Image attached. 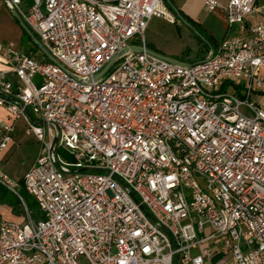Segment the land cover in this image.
<instances>
[{"label": "built area", "instance_id": "1", "mask_svg": "<svg viewBox=\"0 0 264 264\" xmlns=\"http://www.w3.org/2000/svg\"><path fill=\"white\" fill-rule=\"evenodd\" d=\"M30 1L4 0L56 64L0 48V153L22 120L42 219L0 171L27 215L0 220V264H264V0H205L242 35L192 64L145 51L163 0Z\"/></svg>", "mask_w": 264, "mask_h": 264}, {"label": "rangeland", "instance_id": "2", "mask_svg": "<svg viewBox=\"0 0 264 264\" xmlns=\"http://www.w3.org/2000/svg\"><path fill=\"white\" fill-rule=\"evenodd\" d=\"M23 5L29 8L31 4L24 2ZM175 17L173 16V23L163 19L152 20L145 34L146 47L148 49L156 51L176 62L190 64L204 60L208 55L207 50L217 51L218 44L216 42L208 41L204 35H200L198 31H196L198 34L195 35L176 15ZM237 26L238 25H234L232 32L234 34H241ZM27 35L28 37H24L22 40L20 52L28 51L34 45L37 53H40L37 48L40 42L36 36L31 33ZM116 65L117 64L112 66L104 76H108ZM33 82L38 86L40 83L39 77L34 78ZM0 116L4 118V112L1 110ZM19 121L16 126H18ZM39 150L40 144L36 141L29 140L23 144L18 143L15 145L9 160L6 163H0V169L6 172L13 181L18 182L23 178L27 169L37 158ZM61 156L70 162L72 161V159H68L67 155L64 153H61ZM30 215L32 217V214ZM0 220L12 224H22L27 221V215L19 208L17 211L13 210L8 203L5 205L0 204Z\"/></svg>", "mask_w": 264, "mask_h": 264}, {"label": "crops", "instance_id": "3", "mask_svg": "<svg viewBox=\"0 0 264 264\" xmlns=\"http://www.w3.org/2000/svg\"><path fill=\"white\" fill-rule=\"evenodd\" d=\"M214 1L217 2L221 7L225 6L228 2V0ZM24 2L31 4L30 0H24ZM163 2L171 9L175 8L181 17L191 24L196 31H200V33L204 35V37L210 42L213 41L219 44L225 38H235L242 35L239 33L234 34L232 32L234 26L229 29L224 10L218 8L213 12H209L205 7V0H163ZM23 7L28 9L24 5ZM237 29L240 32L238 26ZM22 31L23 29L21 28L18 21L13 17L11 10L6 6L4 0H0V48L7 42H12L15 45V48L20 51L23 38ZM4 68L5 66L0 60V70H4ZM0 110L4 112L3 109L0 108ZM5 121H7V117L6 113L4 112V118L0 116V123ZM14 135L15 136L13 137V140L9 144L8 148L4 152L0 153V163H6L9 160L16 144H23L29 140L35 141L34 137L25 134L24 122L22 120H20L18 126H16ZM33 163L30 165V167L33 165ZM0 171L3 170L0 169ZM4 173L7 174L6 172ZM205 264H223L222 254H214L210 260L205 262Z\"/></svg>", "mask_w": 264, "mask_h": 264}, {"label": "trees", "instance_id": "4", "mask_svg": "<svg viewBox=\"0 0 264 264\" xmlns=\"http://www.w3.org/2000/svg\"><path fill=\"white\" fill-rule=\"evenodd\" d=\"M165 6L172 13V15L175 17V14L173 13L172 9L168 5H165ZM175 20L177 21L176 17H175ZM198 32L200 35H202L200 33V31H198ZM22 34H23V38L28 37L27 33L24 30L22 31ZM23 38H22V40H23ZM28 52H32L35 54V53H37V50H36L35 46L33 45L32 48H30L28 51H24V53H28ZM207 52L209 53L208 50H207ZM18 182L20 184V196H21L23 202L25 203L28 211L31 212L33 219L36 221L42 219V215L37 210V206H36L35 201L24 190V188L22 186V179H20ZM7 203L9 206L12 207L13 210L17 211L19 208L23 212V208H22L20 200L16 196L9 194L6 190H4L2 187H0V204L5 205Z\"/></svg>", "mask_w": 264, "mask_h": 264}, {"label": "water", "instance_id": "5", "mask_svg": "<svg viewBox=\"0 0 264 264\" xmlns=\"http://www.w3.org/2000/svg\"><path fill=\"white\" fill-rule=\"evenodd\" d=\"M172 10H173V12L175 13V15L178 17V19L185 25V26H187L195 35H197L198 33L196 32V30H195V28L191 25V24H189L183 17H181L180 16V14H179V12L175 9V8H172ZM11 12H12V15H13V17L18 21V23L20 24V26H21V28L27 33V34H29L30 35V32H29V30L26 28V26L19 20V18H18V16H17V14L15 13V11L13 10V9H11ZM37 48L39 49V52L41 53V54H43L44 56H45V58L49 61V62H51V63H54V64H56V61L51 57V55L46 51V49L42 46V45H40V44H38L37 45ZM131 50H133V51H138V52H142L143 51V49L142 48H138V47H131L130 48ZM127 51V49H125L122 53H124V52H126ZM147 53H149V54H151V55H154V56H156V57H159V58H161V59H164V60H167V61H171V62H175V63H178V62H176V61H174V60H172V59H170V58H168V57H166V56H163V55H161V54H159V53H156V52H154V51H152V50H149V49H146L145 50ZM120 55H118L116 58H118ZM105 70L106 69H104L100 74H98L97 76H95V79H98L104 72H105Z\"/></svg>", "mask_w": 264, "mask_h": 264}]
</instances>
